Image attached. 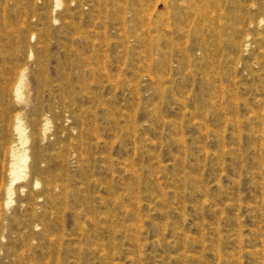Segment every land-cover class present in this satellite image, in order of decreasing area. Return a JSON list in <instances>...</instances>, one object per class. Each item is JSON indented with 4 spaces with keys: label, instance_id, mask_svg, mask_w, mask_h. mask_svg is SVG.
I'll list each match as a JSON object with an SVG mask.
<instances>
[{
    "label": "rangeland",
    "instance_id": "rangeland-1",
    "mask_svg": "<svg viewBox=\"0 0 264 264\" xmlns=\"http://www.w3.org/2000/svg\"><path fill=\"white\" fill-rule=\"evenodd\" d=\"M0 264H264V0H0Z\"/></svg>",
    "mask_w": 264,
    "mask_h": 264
},
{
    "label": "bare ground",
    "instance_id": "bare-ground-1",
    "mask_svg": "<svg viewBox=\"0 0 264 264\" xmlns=\"http://www.w3.org/2000/svg\"><path fill=\"white\" fill-rule=\"evenodd\" d=\"M22 140H23V136H18L17 137V139L15 140L16 141L15 148L11 151L12 155H9L10 157L12 156V161L9 162V160H7V162L11 163V165H9V166H11V169H9V170L11 171L12 174H14V172L16 170H20L23 167V163L25 162V155L18 154L19 151H20L19 147H20V144L22 143ZM10 149L11 148H9V150ZM17 154H18V157H17ZM10 171H9V173H10ZM7 190H9V189H7Z\"/></svg>",
    "mask_w": 264,
    "mask_h": 264
}]
</instances>
